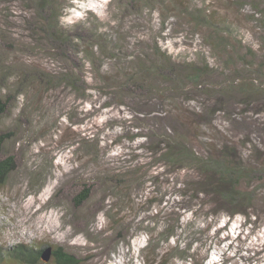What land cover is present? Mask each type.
<instances>
[{
	"label": "rangeland",
	"instance_id": "obj_1",
	"mask_svg": "<svg viewBox=\"0 0 264 264\" xmlns=\"http://www.w3.org/2000/svg\"><path fill=\"white\" fill-rule=\"evenodd\" d=\"M126 1L56 0L69 39L56 45L34 32L47 16L38 0H0V160L16 163L0 188V247H60L77 264H264V178L250 182L255 206L230 216L196 191L194 163L161 156L175 138L203 157L236 146L264 166V90L207 91L231 77L264 87V0ZM156 45L175 70L207 66L200 85L177 99L116 88L157 61Z\"/></svg>",
	"mask_w": 264,
	"mask_h": 264
},
{
	"label": "trees",
	"instance_id": "obj_2",
	"mask_svg": "<svg viewBox=\"0 0 264 264\" xmlns=\"http://www.w3.org/2000/svg\"><path fill=\"white\" fill-rule=\"evenodd\" d=\"M153 1L154 0H145V2L142 3L143 5L147 3L151 4ZM37 3L38 10L41 12L46 11L47 16L44 17L43 15L41 17L43 25H36L34 32L42 33L46 41L51 40L52 44L62 45L63 43H67L66 41L69 39L58 25L59 20L58 16H56V0H38ZM125 6L129 7L132 11L138 8L134 0H127ZM180 7L182 6L179 5L177 9ZM185 12L187 13L189 11L186 9L182 13ZM186 15L192 16L196 24L205 20V15L202 11L198 12L196 10V12H189ZM91 33L92 38L95 37V33ZM96 35H98V33H96ZM211 36L216 37L213 42L217 45L220 46L223 44V40L216 36V31H214V35ZM79 40V37H77V42ZM100 40L104 43V40L99 39L98 41ZM92 45H95V42L92 43ZM96 45H99V43H96ZM92 49L93 48H91V52L87 54L93 58ZM96 51L98 53V50ZM102 51L104 55L108 53V49H102ZM109 51L111 50L109 49ZM166 54L165 51L161 54L160 48L156 45L153 48V55L158 58L157 61H155L154 64L146 65L144 61L141 60L140 64L135 66L134 70H130L125 78L115 81V84L120 85H115V87L126 90L129 93L139 91L137 92L139 95H142L141 92H147V94L151 95L153 92L156 93L160 91L158 94L162 98L163 93L171 92V96L177 99L182 91L181 89L186 85H200L201 76L205 74L207 66L201 68L199 65H190L184 70H175L173 67L168 66V63H171V58H168ZM254 72L255 71H252L251 73L253 74ZM72 79V77L67 78L65 83H75L76 81ZM150 83H152V85ZM263 90V85L254 86L246 81H242L235 85L231 77L229 82L226 81L225 85L222 87L211 88L207 91L210 96L216 95V91L223 92L225 95H229L235 91L248 99L247 95L258 94ZM175 93L176 96H174ZM2 98L3 97H0V116L3 115L7 109V102L3 101ZM216 104L215 101L214 105ZM214 113L215 108L210 107L207 109L205 116L211 118ZM181 127L183 126L181 125ZM8 137L9 135L7 134H0V156L3 154V148ZM165 147L167 150H164V152L161 151V156L170 159V161H166L168 164L176 165L184 160H190L195 164V168L199 173L196 183L198 190L196 191L204 195V197H208V200L214 203L218 210H225L230 216H233L238 213H243L246 207L255 206V196L253 192L249 190L250 182L255 179L261 181L264 178V166L258 168L250 167L252 162L246 157H243V154L239 152L240 148L236 146L230 147L228 144H224L214 154L203 157L197 156L186 147V144L175 138L172 140L171 146L170 144H166ZM153 150H155V152L160 151L158 148ZM15 169L16 163L13 156H7L0 160V188L7 183L10 174L14 172ZM86 198L87 190L75 198L77 206ZM44 251L45 250H40L35 252L32 248L24 245H18L12 249H3L0 247V264H6L8 260H15L25 264H40L41 254ZM50 257V261L54 264H77L75 258L60 247L51 249Z\"/></svg>",
	"mask_w": 264,
	"mask_h": 264
},
{
	"label": "water",
	"instance_id": "obj_3",
	"mask_svg": "<svg viewBox=\"0 0 264 264\" xmlns=\"http://www.w3.org/2000/svg\"><path fill=\"white\" fill-rule=\"evenodd\" d=\"M50 256H51V248H48L41 254V259L44 262H47V261H49Z\"/></svg>",
	"mask_w": 264,
	"mask_h": 264
}]
</instances>
